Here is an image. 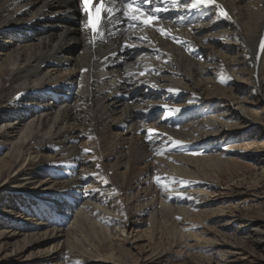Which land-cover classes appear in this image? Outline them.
<instances>
[{"label":"bare ground","instance_id":"1","mask_svg":"<svg viewBox=\"0 0 264 264\" xmlns=\"http://www.w3.org/2000/svg\"><path fill=\"white\" fill-rule=\"evenodd\" d=\"M160 6L149 26L104 13L93 32L80 0H0V264H139L141 240L159 260L210 242V218L264 252L208 191L264 115V0Z\"/></svg>","mask_w":264,"mask_h":264},{"label":"rangeland","instance_id":"2","mask_svg":"<svg viewBox=\"0 0 264 264\" xmlns=\"http://www.w3.org/2000/svg\"><path fill=\"white\" fill-rule=\"evenodd\" d=\"M215 61H210L209 64L214 67L220 64L218 59ZM260 119L259 125L254 122L250 126L249 133L241 142L238 150L227 151V154L232 158V160L230 159L231 164L217 174L218 183L208 186V191L212 193L210 199L215 203L211 209L217 211L223 208L226 219L238 220L245 228V233L249 232L250 234L255 226L264 231V115L260 116ZM223 148L224 146L221 149L224 150ZM221 149L218 153L221 152ZM199 182L201 181L196 183L193 192L205 188L200 186L202 183ZM230 209L236 210L234 215L230 214ZM217 215L221 214L217 213L213 216L217 217ZM205 227L212 229L213 233L217 235L218 232L212 218L206 221ZM135 234L132 232L129 235L130 239ZM215 235H209L210 242L206 240V237L185 241L181 248L182 251L165 244V247H170L159 260L155 255L149 256L150 250L143 240L136 243L133 238L130 243L135 242L134 245L127 244V248L131 249L132 255L134 254V257L138 259L139 264L183 263L188 254L195 257L194 264H202L201 259H213L219 264H264V252L255 245L249 234V238L245 237L244 240H231L228 237L229 234H224L223 238L215 237ZM242 236L244 237V235ZM156 251L160 250L156 248Z\"/></svg>","mask_w":264,"mask_h":264},{"label":"snow or ice","instance_id":"3","mask_svg":"<svg viewBox=\"0 0 264 264\" xmlns=\"http://www.w3.org/2000/svg\"><path fill=\"white\" fill-rule=\"evenodd\" d=\"M123 2V0H121ZM153 0H141V3L145 5L146 7H150V12L147 11L146 9H142L137 3L136 0H128L127 3H124V7L122 10V17H115L112 16L114 12L113 7L106 6L105 0H80V7L81 10L87 15L88 13V8L86 7L87 3H92L93 6V12L102 14V13H107L109 17L112 19H118L119 23H124V22H139V24L149 26L150 22H155L157 20H162L165 17L161 16L160 14L162 12H168L171 9L168 7H161L160 5L163 4L164 0H157V6L156 7H151ZM112 3L115 4L116 0H112ZM173 4H176V0H172ZM182 4L187 5L188 9H196L198 5H204V6H210L214 4V0H192L191 3H188V0H181ZM217 9H219L220 15L224 16L225 18H228L227 12H225L220 5L216 4L215 5ZM117 12L120 11V9H115ZM103 17L101 15H97V21L99 22ZM170 19H174V17H169ZM85 29L90 27V22H85L84 23ZM102 30V29H101ZM92 31L97 32V28L95 26H92ZM161 35H164V29L160 28L158 29ZM260 48L262 51H264V39L261 40L260 42ZM144 73H141L143 75ZM155 87V85H153ZM169 91H173L169 89ZM171 111V110H170ZM175 111H180L179 109H175ZM151 132L152 130H149V136L147 139H151ZM175 145H180V141H175ZM171 150V149H170ZM87 151V150H85ZM86 194H91V193H86ZM177 219H180L177 217Z\"/></svg>","mask_w":264,"mask_h":264}]
</instances>
